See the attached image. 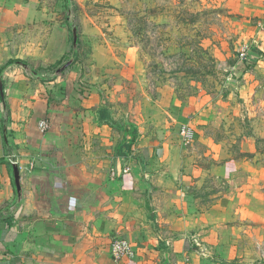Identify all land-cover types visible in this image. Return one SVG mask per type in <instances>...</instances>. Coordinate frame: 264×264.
<instances>
[{
	"label": "crops",
	"instance_id": "1",
	"mask_svg": "<svg viewBox=\"0 0 264 264\" xmlns=\"http://www.w3.org/2000/svg\"><path fill=\"white\" fill-rule=\"evenodd\" d=\"M16 1V19L45 31L40 46L39 31L32 43V66H9L2 77L0 264H201L191 240L201 215L189 217L183 192L190 179L176 155L185 147L180 127L190 126L191 113L201 111L206 98L169 112L145 77L147 88L135 98L124 87L134 79L135 58L119 59L99 46L92 47L91 64L98 75L81 76L83 61L65 59L75 40L69 30L44 25L41 9ZM238 1L244 69L250 68L238 72L264 85V0ZM253 79L245 77L243 88L253 87ZM194 131L193 142L201 134ZM118 238L131 244V260L111 259Z\"/></svg>",
	"mask_w": 264,
	"mask_h": 264
},
{
	"label": "rangeland",
	"instance_id": "2",
	"mask_svg": "<svg viewBox=\"0 0 264 264\" xmlns=\"http://www.w3.org/2000/svg\"><path fill=\"white\" fill-rule=\"evenodd\" d=\"M21 1L42 10L44 25L66 28L74 36V56L65 59L83 61L81 76L86 72L85 78L93 80L98 75L91 64L92 47L99 46L110 56L135 58L134 79H126L124 86L135 98L143 96L148 84L169 112L206 98L203 109L190 116L199 139L176 155L183 160V177L190 179L183 192L189 217L201 215L202 225L192 224L194 252L201 264H264V85L247 72L246 79L254 83L243 88L242 75L250 68L244 69L248 59L240 56L246 43L239 1ZM16 2L0 0V91L7 67L24 71L32 66L31 48L39 31L36 22L16 19ZM44 31H39V46ZM233 65L235 74L229 68ZM173 173L179 178L181 168Z\"/></svg>",
	"mask_w": 264,
	"mask_h": 264
},
{
	"label": "built area",
	"instance_id": "3",
	"mask_svg": "<svg viewBox=\"0 0 264 264\" xmlns=\"http://www.w3.org/2000/svg\"><path fill=\"white\" fill-rule=\"evenodd\" d=\"M247 55V49H243L241 52V57L245 58ZM41 129H46L47 124L45 122L40 123ZM195 136V131L188 125H183L180 127V130L178 132V138L180 140V143L183 146H189ZM135 253L131 246V244L122 238H118L112 241L110 246V256L111 259H113L114 262H120L122 260H131L134 257ZM1 258V255H0Z\"/></svg>",
	"mask_w": 264,
	"mask_h": 264
},
{
	"label": "trees",
	"instance_id": "4",
	"mask_svg": "<svg viewBox=\"0 0 264 264\" xmlns=\"http://www.w3.org/2000/svg\"><path fill=\"white\" fill-rule=\"evenodd\" d=\"M247 66H248V64H247Z\"/></svg>",
	"mask_w": 264,
	"mask_h": 264
}]
</instances>
